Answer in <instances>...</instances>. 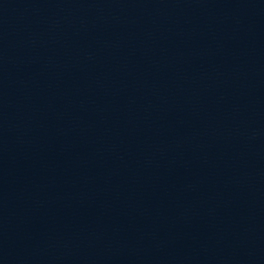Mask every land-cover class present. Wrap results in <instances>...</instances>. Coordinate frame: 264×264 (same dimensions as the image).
I'll use <instances>...</instances> for the list:
<instances>
[{"label":"water","instance_id":"obj_1","mask_svg":"<svg viewBox=\"0 0 264 264\" xmlns=\"http://www.w3.org/2000/svg\"><path fill=\"white\" fill-rule=\"evenodd\" d=\"M0 264H264V0H0Z\"/></svg>","mask_w":264,"mask_h":264}]
</instances>
